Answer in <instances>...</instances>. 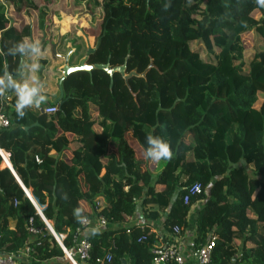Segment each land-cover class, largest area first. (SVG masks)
Here are the masks:
<instances>
[{"label":"trees","instance_id":"16d2710c","mask_svg":"<svg viewBox=\"0 0 264 264\" xmlns=\"http://www.w3.org/2000/svg\"><path fill=\"white\" fill-rule=\"evenodd\" d=\"M23 1L32 15L30 6L39 0ZM81 1L84 7L79 3L65 11L87 9L98 30V46L87 63H125L127 74L145 76L125 80L100 69L72 72L63 79L64 101L52 115L26 107L21 117L0 98V112L21 126L0 128V149L10 153L11 165L0 153V253L28 245L35 261L64 258L60 237L69 249L80 220L96 212L107 226L86 236L89 259L79 264H152L157 237L147 223L112 226L140 213L150 221L164 217L167 231L174 225L185 229L200 199L205 203L196 215L194 243L198 248L211 231L216 235L210 264H264V5L258 0ZM59 8L44 6L36 18L43 22L48 11ZM5 18L0 0V78L3 61L15 74L28 49L20 50L28 44V30L8 26ZM75 30L62 36L63 44L80 40ZM84 51L76 46L71 63L78 66ZM10 90H16L15 83ZM10 102L16 105L17 98ZM59 132L74 137L69 161L49 154L51 148L67 147L64 136L55 142ZM149 135L169 144L170 160L146 157ZM37 152L40 162L34 159ZM194 182L202 193L183 204V193ZM25 189L38 210L42 207L43 218ZM30 217L42 230L34 239L27 230ZM142 234L146 239L138 241ZM107 254L110 261H104Z\"/></svg>","mask_w":264,"mask_h":264},{"label":"crops","instance_id":"0c3cea01","mask_svg":"<svg viewBox=\"0 0 264 264\" xmlns=\"http://www.w3.org/2000/svg\"><path fill=\"white\" fill-rule=\"evenodd\" d=\"M86 1L80 0H65L62 2H58L57 0H53L50 3L45 1H38L34 3L33 6H30V11L32 15H27L26 13V3L23 0H2V3L6 8V20L9 21L8 26L15 25L18 31H22L24 28L28 30V44L34 45L38 51L33 52L31 47L21 54L22 63L20 65V60L17 66V70L15 74L11 73L8 68L6 62L3 61V71H1L0 81H4L7 70L13 76H17L19 71L20 75L18 78L7 79L5 84L7 91H4L2 87V83H0V98L5 104L13 107L16 110V105H12L10 100L13 97L18 99L19 88L23 85H28L30 87L38 88L39 95L45 96V101L40 104L39 107L32 106L34 111H38L41 113V108L46 106L49 102L51 104H57L55 101L59 98L61 90L63 92L64 98V90H63V73L62 69L65 63L67 62L68 66L72 67L77 64L71 63V55L75 52L76 46H84L85 51L83 53V57L78 60V64L86 57L89 46L94 48L98 42L97 39V30L93 29L90 25L89 11L87 9L83 10H74L72 12H66L65 8L77 7V4L86 5ZM52 6V7H60L59 10L53 12L52 10L48 11L43 22L39 20V17L36 18V15L41 14L44 6ZM35 6V7H34ZM51 13V15H50ZM35 15V16H34ZM36 18V19H35ZM76 29L75 35L80 37V40L75 41L72 44V40H67L66 43H62V36L69 33L71 29ZM72 37V36H71ZM0 53H2V48L0 45ZM67 57V61L64 57ZM63 78V79H62ZM62 79V82L60 80ZM11 82L15 83L16 90L11 91ZM59 107V105H58ZM17 111V110H16ZM96 114H92V117L96 118ZM9 127L17 129L21 126L18 124H10ZM95 131H98V126H93ZM62 136L68 141L67 147L62 149L60 152L56 151L54 148L49 150V154L56 155L64 159V161L70 160V152L72 145L70 142L73 141L74 137L69 133L61 134L60 132L57 134L55 138V142H61ZM38 148L40 147V143L36 145ZM3 150V149H1ZM59 152V153H58ZM38 156L41 158L40 154L37 152L35 157ZM11 166V165H10ZM85 189V188H84ZM83 189V190H84ZM160 190L163 187L159 188ZM30 198L33 199V202L36 207L38 204L34 201L33 195L30 191ZM205 200H197L191 207L190 213L187 217V225L185 230L181 233L178 239V245L180 251L182 252L185 263L186 264H198L196 261V245L194 243L195 236V228H196V215L198 210L204 205ZM39 212L40 208H39ZM164 217H160L157 220L150 221L145 219L140 213H137L133 216V218L122 224H115L112 226L113 229L119 227H130L135 224L147 223L149 225V232L154 234L157 237V243H160L161 239L165 238L168 231L163 226ZM100 231V230H99ZM52 232V231H51ZM97 232L92 229H85L82 232V235H89L91 233ZM210 233H213L212 231ZM209 233V234H210ZM214 234V233H213ZM159 237V238H158ZM22 259H28L30 264H65L69 262L65 257L64 258H55L49 259L46 261H35L30 258V256L25 257L20 252ZM23 264L21 260H18Z\"/></svg>","mask_w":264,"mask_h":264},{"label":"built area","instance_id":"2783aa9c","mask_svg":"<svg viewBox=\"0 0 264 264\" xmlns=\"http://www.w3.org/2000/svg\"><path fill=\"white\" fill-rule=\"evenodd\" d=\"M57 104H48L41 108V113L46 115H52L57 112L58 110ZM10 122L8 117L0 112V128H7L9 127ZM0 153L5 161H8V164L5 163V165L9 168V156L10 153L1 150ZM34 159L36 162H40L41 158L38 156H34ZM202 193V187L199 182H194L191 184L183 193L182 201L183 204H188L191 197H198ZM25 195L30 198V193L25 192ZM33 202V199L30 198ZM34 203V202H33ZM13 204H17V200H13ZM98 211V203H96ZM41 211V209H40ZM37 213L43 218L42 213L39 212L37 208ZM33 219L32 217L28 220L27 230L30 234L31 239H34L35 237H38L42 234V230L40 228L33 226ZM107 226V222L103 215L98 214L95 212L93 217H86L80 220L79 226L75 229L74 234L72 236V245L69 249L64 247V257L67 259L71 258L74 261L79 264V262H85L89 259V253L91 249V244L87 237L85 235H82V232L85 229H92V230H102ZM48 231L50 232L49 228L47 227ZM185 229L183 227H180L178 225H174L170 231H168L165 238L161 239L160 243L154 244L153 248L151 249V253L153 255L152 264H186L185 258L180 251L179 245H178V239L181 235V233ZM51 233V232H50ZM159 238V237H158ZM146 239V234H142L138 241H142ZM216 240V235L213 233H210L208 235V238L206 242L202 245H200L196 249V261L198 264H210L211 260V252L214 248ZM20 252L25 257L29 256L31 252V248L26 245L22 249H20L17 252H10V253H0V264H19L20 262L18 260H23L22 256L20 255ZM111 255L107 254L105 256L104 261H110ZM23 262V261H22ZM99 263H102L103 260H98Z\"/></svg>","mask_w":264,"mask_h":264},{"label":"clouds","instance_id":"9594fccd","mask_svg":"<svg viewBox=\"0 0 264 264\" xmlns=\"http://www.w3.org/2000/svg\"><path fill=\"white\" fill-rule=\"evenodd\" d=\"M258 3L264 5V0H258ZM25 47H31L33 52L38 51L34 45H29L26 43L20 45V50L24 51ZM0 83H2V81H0ZM0 91H2V89H0ZM39 91L40 90L38 88L30 87L28 85H23L19 88L16 110L21 117L24 115L22 111L24 108L32 106L39 107L40 104L45 101V96L39 95ZM146 139L149 145L145 153L147 158H151L156 161L161 159L170 160L172 158L173 153L167 142L151 135H149ZM78 212L79 210H77V213Z\"/></svg>","mask_w":264,"mask_h":264},{"label":"water","instance_id":"95a60500","mask_svg":"<svg viewBox=\"0 0 264 264\" xmlns=\"http://www.w3.org/2000/svg\"><path fill=\"white\" fill-rule=\"evenodd\" d=\"M97 46H98V43L96 44V46L94 48H92L91 46H89L86 57L80 62V64L78 66H74V67H71L70 66L69 67L68 64H67V62H66L65 65L63 66V69H62L63 78L66 77V76H68L70 73L75 72V71H86L88 73H91L94 69L103 70L106 73H108L111 77L113 76V74L115 72H118V73H120L124 77L125 80H127L131 76H141V77H144L145 76V72H143L141 74H137V72L131 71V72H129L127 74L126 73V64L125 63L122 64V65L114 66V67H110L109 62L103 63V64L102 63L88 64L87 63L88 56L95 51V49H96ZM22 58L23 57L21 56V61H20L19 67L21 66ZM64 59L67 61V57L66 56L64 57ZM151 67H153V64L152 63L149 64L148 69L151 68ZM19 75H20V71H19V73H18L17 76H13L7 70L6 75H5V79H4L3 83H2V87H3L4 91H7L6 84H5L6 80L7 79L18 78ZM62 79L60 80V82H62ZM111 84H112V80H111ZM63 101H64V99H63V92L61 90V93H60L59 98L56 99V101H55L56 103H58L59 108L61 107ZM5 163L8 164V161H5ZM25 192L29 193L28 190H26V189H25ZM46 223H47V227L49 228V230L51 232V230L53 229L52 226L48 222H46ZM51 234L54 236V234L52 232H51ZM58 243L60 244V246L62 247V249L64 251V246L62 244V241L61 242L58 241ZM67 260L69 261L70 264H77V262L74 261L71 258H69V259L67 258Z\"/></svg>","mask_w":264,"mask_h":264},{"label":"rangeland","instance_id":"374dc122","mask_svg":"<svg viewBox=\"0 0 264 264\" xmlns=\"http://www.w3.org/2000/svg\"><path fill=\"white\" fill-rule=\"evenodd\" d=\"M39 1H44V0H39ZM62 1H65V0H61V2ZM68 1V0H67ZM81 1V0H80ZM86 3V2H85ZM74 10H76V9H72V11H74ZM83 10V9H82ZM72 11H70V12H72ZM50 15H51V13H50ZM90 18V17H89ZM97 34H98V30H97ZM81 187H82V189H84V188H86V186H85V184L83 183V181H81ZM40 207V206H39ZM40 209H42V207H40ZM62 238L63 237H60V239H61V241H62Z\"/></svg>","mask_w":264,"mask_h":264}]
</instances>
